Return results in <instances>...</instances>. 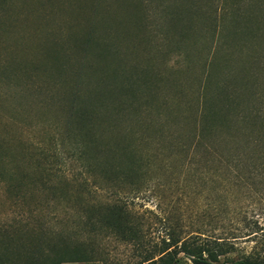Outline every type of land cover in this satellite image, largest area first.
I'll list each match as a JSON object with an SVG mask.
<instances>
[{
  "label": "rangeland",
  "instance_id": "obj_1",
  "mask_svg": "<svg viewBox=\"0 0 264 264\" xmlns=\"http://www.w3.org/2000/svg\"><path fill=\"white\" fill-rule=\"evenodd\" d=\"M224 82L239 86L243 109L263 104L264 0H0V171L77 176L69 145L59 142L78 131V109L95 112V133L114 153L116 143L127 146L146 164L142 185L119 194L137 238L91 237L94 259L62 264H146L167 242L194 235L231 243L221 260L264 259V176L243 164L206 175L171 153L187 139L203 87L212 95ZM112 160L126 167L122 153ZM25 189L14 206L0 177L7 260L8 224L26 206L37 208L32 222L52 243L67 222L78 230L74 210L61 215L71 202ZM90 196L112 198L100 188ZM38 247L18 254H45ZM169 264L191 262L179 252Z\"/></svg>",
  "mask_w": 264,
  "mask_h": 264
},
{
  "label": "trees",
  "instance_id": "obj_2",
  "mask_svg": "<svg viewBox=\"0 0 264 264\" xmlns=\"http://www.w3.org/2000/svg\"><path fill=\"white\" fill-rule=\"evenodd\" d=\"M238 88L235 83L224 82L215 94L209 95L206 86L203 87L187 139L174 144L171 152L178 157L183 156L181 160L190 165L191 171L201 170L203 174L215 176L223 172H239L243 164L247 171L264 176V102L261 106L243 109L236 91ZM94 114L93 110L78 109L75 114L78 131L72 133L66 130L59 142L60 145H69L73 161L80 168L77 176L60 173L52 177L49 168L43 169L47 172L38 174L9 169L3 174L0 171L8 190V199L14 206L28 197L25 188H38L47 191L45 198L48 203L71 202L64 204L61 215L65 220L74 210L78 227L75 232L67 222L71 228L59 233L62 238L59 242L52 243L47 232H41L42 225L32 222L37 208L26 206L8 224L10 252L8 260L0 255V264L90 261L96 255L91 237L112 235L123 240L137 238L136 227L119 194L125 192L124 186L128 187L127 192H131L142 185L143 182L140 181V184L138 180L139 172L146 164L138 161L127 146L116 143L114 153L95 133ZM116 153L126 157L125 168L121 161L112 160ZM98 188L106 189L112 198L93 201L90 194ZM53 215L63 221L59 213ZM197 237L200 236H189L182 241L172 239L157 258H146V264H169L171 255L179 252L188 256L191 264H264V259L249 256L221 260V256L231 251V243L209 236L196 242ZM27 245L32 249L43 245L46 252H39V257L31 254L20 257L19 247L27 250ZM31 252L34 253L33 250Z\"/></svg>",
  "mask_w": 264,
  "mask_h": 264
}]
</instances>
